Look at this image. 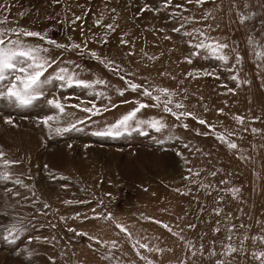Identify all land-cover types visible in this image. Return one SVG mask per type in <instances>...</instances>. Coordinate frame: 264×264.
Returning <instances> with one entry per match:
<instances>
[{
    "label": "rangeland",
    "instance_id": "1",
    "mask_svg": "<svg viewBox=\"0 0 264 264\" xmlns=\"http://www.w3.org/2000/svg\"><path fill=\"white\" fill-rule=\"evenodd\" d=\"M0 4L7 7V11L0 8V20L7 17L0 27L47 32L60 43H69V36L76 43L89 37V49L120 67L117 75L88 55L51 50L54 57L73 62L69 66L80 65L81 78L107 81V86L97 87L105 97L94 98L82 88L50 85L52 95L70 98V105L83 102L90 106L89 101L98 107L117 105L91 120L86 119L88 113L69 107L67 111L74 115L55 126L84 120L77 124L79 131L49 136L38 124L40 118L52 114L43 98L25 108L0 100V149L7 159L19 161L8 169L13 179L0 181V226L22 221L26 227L15 243L4 241L5 233L0 230V264H197V259L200 264L218 260L260 264L252 253L264 250V243L251 238L264 236V61L256 58L253 48L260 51L264 46V0H206L203 5L173 0L172 6L160 12L142 9L145 4L160 8L162 0H0ZM177 4L184 7L176 8ZM173 12L194 17L182 32L193 27L208 31L235 47L239 63L230 59L224 64L204 54L193 55L191 44L186 43L189 38L172 31L179 27ZM73 14L83 20L71 24ZM205 14L207 19H202ZM101 15L103 23L118 25L108 33L106 44L97 42L105 33L94 23ZM241 15L247 17L244 23H240ZM249 38L258 44L249 45ZM24 39L40 43L37 38ZM121 39L129 43L121 44ZM185 57L193 62L188 63ZM206 71L215 75H203ZM189 72L199 76L189 77ZM121 75L135 83L176 90L179 96L174 100H181L188 111L215 125L216 132L233 131L229 139L238 148L229 149L215 135L200 134L210 130L191 117L176 120L151 107L138 117H163L169 128L161 132L144 128L145 134L133 132L116 138L93 135L134 108L135 100L152 103L131 91L119 96L116 90L126 87ZM232 75L239 80L233 81ZM236 115L245 118L243 125L233 119ZM6 116L14 123H5ZM230 172L247 194L243 201L236 200L238 212L234 204L227 206L223 191L207 193L209 202L202 198L201 185L208 187ZM16 178L27 187L15 184ZM193 192L196 199H192ZM216 203L220 204L223 225L231 227L230 232L237 231L225 239V245L219 242L223 226L219 231L215 228L220 221L210 224V216L217 213ZM191 206L196 211L191 212ZM211 235L216 239L209 238ZM241 243L242 251L221 256L226 245L240 248Z\"/></svg>",
    "mask_w": 264,
    "mask_h": 264
},
{
    "label": "snow or ice",
    "instance_id": "2",
    "mask_svg": "<svg viewBox=\"0 0 264 264\" xmlns=\"http://www.w3.org/2000/svg\"><path fill=\"white\" fill-rule=\"evenodd\" d=\"M61 0H53V3H60ZM206 0H185L187 4H199L203 5ZM173 5V0H162L160 8L152 9L147 4L144 5L143 11H155L160 12L161 10H166ZM176 8H183V4L175 5ZM0 8H4L7 11L6 5L0 4ZM115 12V9L111 10ZM23 13H21V16ZM74 15V18L71 20V24H75L77 21H82L83 16ZM173 17L179 22V27L174 26L172 28L173 32L181 33L185 29V25L193 23L194 17L192 16H183L182 13L173 12ZM202 19H207V14H205ZM247 17L241 15L240 23H244ZM7 22V17H4L0 20V24ZM94 23L97 26H100L105 29L104 36L97 40L98 43H107V35L109 32L116 31L118 25L114 23L105 24L103 23V16L98 17ZM210 31V26H209ZM184 37L189 38L186 43L191 44L193 48V55L199 56L204 54L206 58L208 56L220 61L224 64H228L230 59H235L236 63H239L241 57L236 51L235 47H231L229 44L220 41L218 38L213 37L208 34V31H205L201 28L193 27L191 31L184 30L182 32ZM24 38H37L40 43L33 44L25 41ZM165 39H171L170 36H165ZM89 37H86L81 43H76L72 41V38L69 36V43H60L57 40L48 36L47 32L32 31L24 27L17 28H4L0 27V100L6 101L9 105L15 108H25L31 106L34 102H38L41 98L44 99L45 103L52 110V114L45 115L38 120V124L42 125L48 130V135H63L70 131H79L77 124H83L84 120H77L75 123L68 122L67 126H55L59 125L61 119L68 121L74 113L67 111L69 107L80 109L84 113L89 115L86 119L91 120L93 116L102 115V112L109 111L110 107H116L117 105H101L97 106L95 102L89 101L90 106H83V102L76 104H68L67 100L70 98H63L52 95V91L48 86L63 88H82L86 90L90 95H94V98L105 97L104 91H98L97 87L100 85L107 86V81L94 77L91 80L81 78V72L79 71L80 65H72L73 62L68 61L64 62L59 57H54L51 55L52 49H59L63 51H75L81 56L88 55L91 58L97 60L101 63L106 69L113 71L117 75H120V67L116 64L114 60H110L107 57H102L95 50L88 48ZM121 44H128L129 41L126 39H121ZM249 45H257L258 42L253 38H249ZM261 50L256 51L253 48V51L256 54L258 60L264 61V46H260ZM131 54V53H129ZM150 59H155V57H150ZM185 60L188 63H192L191 57H185ZM264 67V64L261 65ZM51 70V71H50ZM164 75V73H161ZM189 77H198L199 73L193 74L191 72L186 74ZM205 76H213L214 72L206 71L203 73ZM120 78L125 80L126 87L124 89H117V94L119 96H124L126 91H131L138 93L139 96L148 98L152 101L151 104L147 103L144 100L137 99L135 100L136 106L123 114L120 118L115 120V122L109 123L103 127L102 130L93 132V135L96 136H107V137H120L125 134L130 135L133 132H140L145 134L143 129L150 128L156 132H161L165 128L170 126L165 122L163 117L154 118V119H142L138 117V114L146 108H159L163 113H168L176 120H180L182 117H191L200 125H206L210 131L200 133L202 135H215V137L221 142L226 144L229 149H237L238 145L234 140L229 139L235 133L233 131L225 130L224 132H216V126L210 124L203 118L198 117L195 113L188 111L186 106L181 100H174L175 97L179 96V93L176 90L159 87L152 84H141L135 83L133 81L127 80L125 76L121 75ZM174 78V77H173ZM231 79L233 81H238L239 77L237 75H232ZM244 83H248L247 80ZM227 87V86H225ZM229 92H234V89L228 88ZM186 98V97H185ZM76 99L79 100V97ZM122 103H129V101H122ZM174 105V107H173ZM181 109H183L181 111ZM219 112H223V109H219ZM237 124L243 125L245 123V118L239 115L233 117ZM258 119V117L256 118ZM4 122L7 124H13L14 121L10 116L4 117ZM184 128H187L188 125L184 124ZM247 131V129H244ZM253 132H257L258 129L253 128ZM157 143H162V141L157 140ZM71 147V145H69ZM187 147V145H185ZM7 154L0 149V167L4 168V171L0 172V181L7 182L13 179L12 174L8 171L11 165L19 163V161L9 160L6 158ZM191 171V169H189ZM198 175V174H197ZM215 175V173H212ZM195 182V181H193ZM14 183L20 185L21 187H27L22 180L16 178ZM223 183V181H222ZM204 186V185H201ZM11 191V189H8ZM233 195L239 191V189H231ZM19 195V193H16ZM66 203H71L66 201ZM44 207H48L47 204ZM219 214V210H217ZM88 217H85L87 219ZM95 218V217H93ZM110 218V214L108 217ZM156 223H161L156 221ZM120 227L122 231H127L122 226ZM167 228V225H164ZM189 227H194L189 225ZM235 228V225L232 226ZM243 227V225H241ZM0 230L5 233L3 235V240L8 243H15L19 238L20 234L26 231V227L23 226L22 221H17L9 227L0 226ZM70 231L75 232V229H69ZM220 229L217 228L216 231ZM80 235H87L86 233H79ZM36 239H40L36 237ZM47 239V238H45ZM231 239V237H228ZM244 239H248L245 237ZM251 239H259L261 243H264V236L261 237H252ZM97 243H104L97 240ZM115 242H113V246ZM141 247H147V245H141ZM243 245L237 248L231 244L226 245L223 255H231L242 251ZM152 249H149L151 251ZM159 251V249H156ZM31 256V252L28 253ZM215 255V252H213ZM254 259L259 260L260 264H264V250L252 253ZM216 264H228L226 260H218Z\"/></svg>",
    "mask_w": 264,
    "mask_h": 264
},
{
    "label": "bare ground",
    "instance_id": "3",
    "mask_svg": "<svg viewBox=\"0 0 264 264\" xmlns=\"http://www.w3.org/2000/svg\"><path fill=\"white\" fill-rule=\"evenodd\" d=\"M224 176H223L222 179H219V180L216 179L213 182L209 183V186L208 187H204L203 186L202 192L205 193V197L202 196V198L205 199L207 202H209L210 195H206L207 193H210V192H213V193L215 192L216 193L218 191H220V192L223 191L222 198L224 200H228L229 204L227 205V203H224V202H221L220 204H226L229 208L231 207L232 204H234L233 209L237 210V212H238L239 211V209L237 207L238 206V202L236 200H238L240 198V200L243 201L246 198V196H247L246 191H245L244 188H241L242 185H241L240 181L238 180V178L236 179L234 177L233 172H230V173H228V174H226ZM222 181H223V183H222ZM207 189H208V192H206ZM224 189L226 191H224ZM231 189H239V191L234 196L233 193H232V191H231ZM241 191L242 192L245 191V193H241ZM193 193L194 194H192L193 195L192 199L193 198L196 199V192H193ZM220 204L219 203H216L215 204V206L217 207L216 210H218V208L220 207ZM191 207L189 209L191 212L196 211V207L195 206H191ZM219 210H220V208H219ZM222 219L224 221V217H223V215H222L221 212H219V214H217L216 212H214L213 215H212V217L210 216V224L217 225L216 221L217 220L220 221V224L221 225H217V227H215V228H218L219 226H223V228H224V229L222 228L223 229V236L220 233V235L222 237L220 236L221 238L219 239V242L222 241L223 244H224V243H226L225 242V239H227L228 237L234 236L237 233V231L234 230L233 232H230V228L231 227L229 228V227L223 225ZM200 223H201V220H200ZM253 235H255V234H253ZM209 238H211L212 240H215L216 239L215 236H213V235H211ZM234 245L235 244H232V246H234ZM220 252L222 253L221 256H223V253L224 252L222 250ZM232 255H234V253ZM196 261H197V264H200V260L197 259Z\"/></svg>",
    "mask_w": 264,
    "mask_h": 264
}]
</instances>
